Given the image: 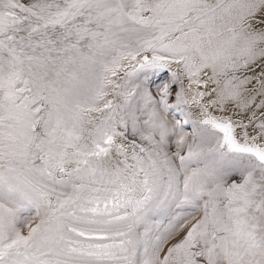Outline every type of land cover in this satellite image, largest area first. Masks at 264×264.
Returning a JSON list of instances; mask_svg holds the SVG:
<instances>
[{"label":"snow or ice","instance_id":"obj_1","mask_svg":"<svg viewBox=\"0 0 264 264\" xmlns=\"http://www.w3.org/2000/svg\"><path fill=\"white\" fill-rule=\"evenodd\" d=\"M0 264H264V0H0Z\"/></svg>","mask_w":264,"mask_h":264}]
</instances>
